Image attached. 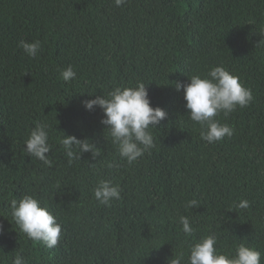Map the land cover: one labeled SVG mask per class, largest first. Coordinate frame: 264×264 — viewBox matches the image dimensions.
Instances as JSON below:
<instances>
[{
    "label": "trees",
    "instance_id": "1",
    "mask_svg": "<svg viewBox=\"0 0 264 264\" xmlns=\"http://www.w3.org/2000/svg\"><path fill=\"white\" fill-rule=\"evenodd\" d=\"M21 40L41 42L37 57ZM69 65L77 75L65 82ZM214 66L238 76L253 100L220 113L234 134L208 143L174 83ZM137 81L167 117L152 129L155 147L128 164L101 109L89 112L82 101ZM36 122L51 125V166L24 151ZM64 134L90 138L99 155L69 163ZM101 179L121 188L111 206L94 198ZM24 195L62 225L55 247L15 223L11 201ZM193 199L198 207L186 209ZM241 200L250 207H235ZM210 233L220 252L234 255L245 243L264 264V0H0V264L17 253L27 264H167L180 252L187 264L190 246Z\"/></svg>",
    "mask_w": 264,
    "mask_h": 264
},
{
    "label": "clouds",
    "instance_id": "2",
    "mask_svg": "<svg viewBox=\"0 0 264 264\" xmlns=\"http://www.w3.org/2000/svg\"><path fill=\"white\" fill-rule=\"evenodd\" d=\"M117 7H121L127 0H114ZM30 58L37 57L42 50L39 40L26 42L21 40L18 45ZM76 72L69 65L61 71L65 82L76 78ZM189 82L176 81V91L183 90L186 101L185 108L191 121L201 126L200 137L208 143H216L225 137H232L234 128L227 123H220L216 117L223 113L229 115L237 109L248 106L253 96L251 90L245 88L239 77L230 73L223 66L210 68L206 75L194 74L188 77ZM92 95V94H91ZM85 110L91 112L95 108L101 109L103 116L100 123L109 131L112 143L116 145L119 157L132 164L141 158L145 152L155 147L152 129L158 128L160 122L167 117V112L157 106H151L146 83L137 81L135 86L115 87L107 96L96 95L95 98L82 101ZM51 125L46 122H36L29 130L24 141V151L29 157H34L51 166L52 161L48 153L52 151L49 143ZM91 141V142H89ZM60 143L69 158L81 159L84 153H91L95 158L99 155V148L90 138L79 139L75 135H65ZM116 166L115 163L108 167ZM94 198L101 205L111 206L113 201L121 199V188L112 180L101 179L93 188ZM11 215L26 236L45 245L55 247L62 234V225L58 222L48 206L31 195H24L20 199L11 201ZM198 207V201L187 202L186 209ZM235 207L247 209L248 200L239 201ZM179 223L186 238L192 237L196 229L188 216L181 215ZM218 237L215 233L201 237L194 242L187 255V264H261L262 253L245 243H239L234 249V255L224 254L216 247ZM183 252L167 259V264H184ZM12 264H27L23 255L17 253Z\"/></svg>",
    "mask_w": 264,
    "mask_h": 264
}]
</instances>
